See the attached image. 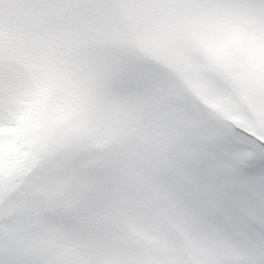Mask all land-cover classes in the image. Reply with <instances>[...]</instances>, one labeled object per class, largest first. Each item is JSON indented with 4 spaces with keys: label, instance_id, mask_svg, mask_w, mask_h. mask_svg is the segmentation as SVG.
I'll list each match as a JSON object with an SVG mask.
<instances>
[{
    "label": "snow or ice",
    "instance_id": "obj_1",
    "mask_svg": "<svg viewBox=\"0 0 264 264\" xmlns=\"http://www.w3.org/2000/svg\"><path fill=\"white\" fill-rule=\"evenodd\" d=\"M0 264H264V0H0Z\"/></svg>",
    "mask_w": 264,
    "mask_h": 264
}]
</instances>
